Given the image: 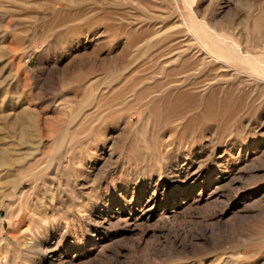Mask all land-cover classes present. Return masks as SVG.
Masks as SVG:
<instances>
[{"label": "rangeland", "instance_id": "obj_1", "mask_svg": "<svg viewBox=\"0 0 264 264\" xmlns=\"http://www.w3.org/2000/svg\"><path fill=\"white\" fill-rule=\"evenodd\" d=\"M253 57L264 0H0V264H264Z\"/></svg>", "mask_w": 264, "mask_h": 264}, {"label": "bare ground", "instance_id": "obj_2", "mask_svg": "<svg viewBox=\"0 0 264 264\" xmlns=\"http://www.w3.org/2000/svg\"><path fill=\"white\" fill-rule=\"evenodd\" d=\"M204 33L205 34H207V35H209L210 37H213V38H210L211 40H209V39H207L206 41H207V43L209 44V45H211V48H214L215 50H216V52L217 51H229V52H227V53H232V50H231V41H229V40H227V38H226V36L224 37V36H220L219 35V38H215L214 37V33H213V31H211L209 28H206V30L204 31ZM204 46H205V44H204ZM234 48H236V47H234ZM234 48H232V49H234ZM215 50H214V52H215ZM235 50H237V48L235 49ZM208 51V50H207ZM209 51H210V49H209ZM211 52V51H210ZM213 52V51H212ZM211 52V53H212ZM238 52V51H237ZM227 53H226V56H227ZM222 54H223V52H222ZM236 54V53H235ZM235 56V55H234ZM216 57V56H215ZM230 57H232V56H230ZM237 57V56H236ZM249 57H250V55H249ZM262 58V57H261ZM251 62L254 64V67L262 74V75H264V60L263 61H261V60H259V58H251ZM250 62V63H251Z\"/></svg>", "mask_w": 264, "mask_h": 264}]
</instances>
